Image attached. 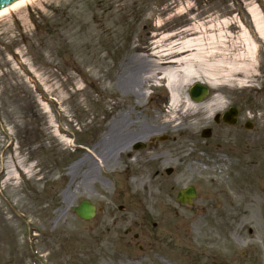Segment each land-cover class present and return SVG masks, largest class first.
<instances>
[{
	"label": "rangeland",
	"instance_id": "1",
	"mask_svg": "<svg viewBox=\"0 0 264 264\" xmlns=\"http://www.w3.org/2000/svg\"><path fill=\"white\" fill-rule=\"evenodd\" d=\"M263 24L264 0H33L0 16V264H264ZM222 35L182 90L209 87L198 107L145 81L171 42ZM231 107L238 122L218 125ZM190 184L200 198L182 205ZM84 199L92 220L74 211Z\"/></svg>",
	"mask_w": 264,
	"mask_h": 264
},
{
	"label": "bare ground",
	"instance_id": "2",
	"mask_svg": "<svg viewBox=\"0 0 264 264\" xmlns=\"http://www.w3.org/2000/svg\"><path fill=\"white\" fill-rule=\"evenodd\" d=\"M33 0H18L16 2H13L9 5H7L5 8L0 10V16L5 15L6 13L12 12L14 9L19 8L23 5L29 4ZM255 16L257 17L256 13ZM259 16V14H258ZM231 20H227V27L231 28L233 26V22H230ZM259 34L261 38L264 40V24L259 27ZM216 41H213L214 44L210 45L208 44L205 39L202 38H186L181 41H174L169 44V46L163 50L157 51V53L153 54V57L151 60H149L151 69L147 71V76L145 78L146 82H152L154 79H159L161 81H166L167 86L171 92L172 99L171 104L169 107H177L178 105H188L189 109H194L198 107L200 104L197 103L195 100H193L189 95L181 96L182 90L186 85H189L192 80L200 79L204 80V75L207 74V71L214 67L213 62H209V60L217 55V53L220 51L217 45L215 43L222 44L223 43V35L219 37V39L213 38ZM219 41V42H218ZM252 54L254 55V52L256 50V44L255 42L252 43ZM137 50L142 52H148V49L146 47H137ZM161 52V53H160ZM140 56V55H139ZM149 56V54H148ZM138 58H141V61L139 62L141 64L142 59L144 56H140ZM140 70L137 69L136 72H139ZM126 84L129 88H134L136 77H127L126 78ZM187 98V99H186ZM174 120H170L169 123L171 124ZM123 122H125L123 120ZM131 124H124V128L129 129ZM93 151V149H92ZM94 157H97V154L91 153ZM90 155L85 154L83 155V158L86 159V157ZM131 156V155H129ZM98 158V157H97ZM102 161V160H101ZM100 161V162H101ZM91 162V160H90ZM89 162H83V159L79 160L77 163H75L72 166V171H81L84 172V177L87 175V171H89L91 168H94L93 163H91L89 166L90 168L87 169ZM101 164V163H100ZM99 164V165H100ZM87 170V171H86ZM92 170L89 172L91 173ZM90 176V175H88ZM84 234H79V238L81 240L85 239ZM113 239L110 232L104 234L103 240L111 242ZM83 243V246L85 245V241L81 242ZM89 244V243H87ZM108 247V246H107Z\"/></svg>",
	"mask_w": 264,
	"mask_h": 264
},
{
	"label": "water",
	"instance_id": "3",
	"mask_svg": "<svg viewBox=\"0 0 264 264\" xmlns=\"http://www.w3.org/2000/svg\"><path fill=\"white\" fill-rule=\"evenodd\" d=\"M16 1L18 0H0V10H2L3 7L5 8V6ZM207 93H208L207 87L199 83L195 84L191 89V96L195 100H201L207 95ZM188 194L194 195L192 188L182 191L180 193V198L184 200L185 196ZM75 211L82 218L90 219L95 213V207L89 201H83L78 207L75 208Z\"/></svg>",
	"mask_w": 264,
	"mask_h": 264
},
{
	"label": "flooded vegetation",
	"instance_id": "4",
	"mask_svg": "<svg viewBox=\"0 0 264 264\" xmlns=\"http://www.w3.org/2000/svg\"><path fill=\"white\" fill-rule=\"evenodd\" d=\"M239 114H240V110H239ZM238 120H239V118H238ZM245 123H246V121H245ZM244 123V124H245ZM222 125V124H224V122H222V120H220V122H219V124L218 125ZM235 126V125H234ZM215 137V136H214ZM212 138H213V136H212ZM205 145L207 146H210L211 144H210V142H209V140H206L205 141ZM213 146V145H212ZM208 152H209V150L205 147V155H207L208 154ZM209 158V157H208ZM214 158H215V156L214 157H212V161L214 162ZM222 162V161H221ZM218 163H220V162H218ZM227 165L225 164V165H223V167L222 168H224V167H226ZM215 167V165H213L212 166V168H214ZM221 168V169H222ZM215 190V192L213 193V194H208V196H204V200L206 201V204L209 206V205H211V206H214V205H216V204H218L219 202H220V197L219 196H216V192H218V190L217 189H214ZM218 194H219V192H218ZM228 195H229V199H230V195H231V193H228ZM231 200V199H230Z\"/></svg>",
	"mask_w": 264,
	"mask_h": 264
}]
</instances>
